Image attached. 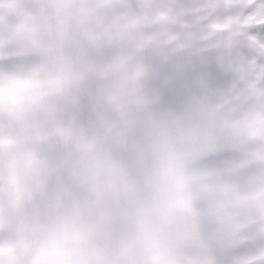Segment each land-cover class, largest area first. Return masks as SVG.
<instances>
[{
	"label": "snow or ice",
	"instance_id": "1",
	"mask_svg": "<svg viewBox=\"0 0 264 264\" xmlns=\"http://www.w3.org/2000/svg\"><path fill=\"white\" fill-rule=\"evenodd\" d=\"M17 12L37 8L44 0L19 3L8 0ZM115 7L135 16L113 51L123 58V87L131 122L137 124L151 111L195 87L198 95L187 106L195 107L214 127L215 135L205 151L214 150L220 138L240 153L224 169H212L219 183L243 187L253 166L242 159L255 156L254 167L264 168V0H114ZM146 6V7H145ZM143 13V14H142ZM9 21L0 16V31ZM30 58L0 47V59ZM29 64V63H28ZM22 65L14 66L15 72ZM89 121L91 117H89ZM120 127L128 129L127 123ZM259 199L264 202V192ZM257 216L249 232L264 226ZM240 264H264V232L243 243ZM16 248L0 240V264H19ZM156 264H189L179 258L158 259Z\"/></svg>",
	"mask_w": 264,
	"mask_h": 264
},
{
	"label": "clouds",
	"instance_id": "2",
	"mask_svg": "<svg viewBox=\"0 0 264 264\" xmlns=\"http://www.w3.org/2000/svg\"><path fill=\"white\" fill-rule=\"evenodd\" d=\"M214 135L208 120L187 106L144 114L123 156L88 145L77 160L78 194L46 220L40 248L25 259L30 264H156L179 258L212 264L203 253L187 257L171 251L170 241L193 217L194 190L206 175L194 161ZM205 219L214 237L229 229L221 209L207 212Z\"/></svg>",
	"mask_w": 264,
	"mask_h": 264
},
{
	"label": "rangeland",
	"instance_id": "3",
	"mask_svg": "<svg viewBox=\"0 0 264 264\" xmlns=\"http://www.w3.org/2000/svg\"><path fill=\"white\" fill-rule=\"evenodd\" d=\"M18 2L30 3L31 0H18ZM0 16L9 21L3 31H0V47L5 50L11 48L16 52L35 57L31 63L28 57L0 59V70H11L14 66L22 65L15 72L0 71V87L10 85V88L15 90L13 94L0 97V123L23 120L34 112L39 116L53 117L56 121L70 122L71 126L68 124L70 130L79 132L81 128L85 129L86 135L73 136L51 150L48 155L43 156L45 159L42 158V160L46 161L45 168L43 170L41 168L39 172V182L38 178H35V189L40 198L63 190H72L78 194L77 160L85 148L93 145L109 152L114 158L123 156L128 137L136 124L128 127L127 130L119 129L118 124L112 120L113 115H109L107 121L110 123L104 129L87 127L86 119L70 108V102L56 98L55 83L58 84L56 81L58 66L63 65L65 73L69 70H76V68L79 71L81 67H86L93 74H103L108 66L104 57H99L98 50L110 43H118L127 36L129 28L138 27L135 23V16L119 11L115 7L114 0H44L37 8H24L19 12L16 7L9 4L8 0H0ZM48 33L50 36L47 35ZM75 46L79 48L74 51V59L77 62L62 63L57 58L56 53L66 51L68 53ZM90 46H92L91 49ZM89 55L94 56L95 59L87 57ZM117 65L124 67L123 63H117ZM31 87H36L37 91L30 90ZM176 104L174 102L173 107H176ZM71 121H73L72 124ZM37 126H26L16 132L14 134L17 139L15 144H12L14 141L11 136L0 132V139L4 138L8 141L7 144L2 143L4 148H2L3 145L0 146L1 167L6 170L11 168L18 170L20 167L18 164L21 162L19 160L21 157L19 139L23 137L25 130H31ZM230 149L227 139L220 138L214 150L202 153L200 157L203 160L201 164L196 162V168L205 172L208 169V160H204L206 157L212 158L211 160L218 159L220 162L218 157L228 155ZM254 160L255 156H250L248 164L255 170ZM251 180H254L253 177ZM14 184L16 185V182ZM222 184L226 185L228 182ZM211 186L210 180L207 182L203 180L196 186L193 207L200 205L202 211L205 212L219 209L220 202L199 200L201 196L207 194L206 190ZM246 187L250 191L254 188L253 184L252 188L250 184H246L243 188ZM1 206L0 213L3 221L14 228L18 236L22 237L21 241L29 245L26 248L19 245L15 247L18 253L16 259L19 264H30L25 257L40 248L44 225L49 218L50 210L47 207L40 209L14 187L10 189V192H5ZM245 211L242 210L241 213ZM224 213L226 217L233 214L232 209H227ZM252 220L256 221L257 218L253 217ZM238 221V218L237 220L231 218L229 225L238 224ZM263 230L264 226H259L255 233L249 235L243 234L242 230L237 236L241 240L239 243L225 238L230 246L229 258L226 260L230 262L226 264H240L244 256L236 250L253 236H258ZM198 231V228L190 226L186 235L188 237L197 235ZM242 237L245 238L242 239Z\"/></svg>",
	"mask_w": 264,
	"mask_h": 264
},
{
	"label": "bare ground",
	"instance_id": "4",
	"mask_svg": "<svg viewBox=\"0 0 264 264\" xmlns=\"http://www.w3.org/2000/svg\"><path fill=\"white\" fill-rule=\"evenodd\" d=\"M47 35L50 36V33ZM116 46L117 43H110L104 47L102 46L103 48L98 50L99 57H104L103 59L108 66L103 71V74H93L86 67H81L79 71L76 68V70H69V72L65 73L63 65L58 66V77L56 78L58 84L55 83V88L57 89L56 98L70 102V108L77 111L78 115L86 119L87 127L104 129L110 123V121H107L109 115H113L112 120L118 124L119 129L122 128L120 125L125 123H127L128 127L135 125L131 122L129 115L130 109L125 107L131 101L124 99L126 90L123 87V67L117 65V63H123L124 58L116 51H113V54L110 56L101 55L105 49L115 50ZM91 48L92 46H90ZM77 49H79L78 46H75L68 53L67 51L64 53H56L57 58L62 63L67 61L68 63H75L77 60L75 61L74 59V51ZM87 57L94 58L91 55ZM30 90L37 91V88L31 87ZM14 92L15 90L11 89L10 85L8 87L7 85L0 87V97L8 96ZM196 95H198V90L195 87H189L178 98L166 103L164 108L183 110ZM174 102L175 104L177 103L176 107H173ZM89 117H91L93 122L89 121ZM72 123L73 121H71ZM68 124L71 126L70 122L56 121L53 117L39 116V114H34V112L23 120L14 122L2 121L0 123L1 134L5 133V135L11 136V139L14 141L12 144H15L17 140L16 135H14L16 132H19L26 126L38 125L31 130H25L26 132L23 134V137L19 139L21 143L19 148L21 157L19 160L21 162L18 164L20 166L18 170L12 168L6 170L0 166V211L2 210L3 195L5 192H10V189L13 187L31 203L39 206L40 209L47 207L50 210L49 217L59 207L77 195L72 190H63L62 192L52 193L40 198L35 189V178H37V174L41 171V168L42 170L45 168L46 164V161L42 160L43 156L48 155L51 150L57 148L71 137H80L87 134L83 128L79 132L70 130ZM0 142V146L3 145L2 148L5 147L2 143H8L4 138L0 139ZM250 156L242 159L241 164L250 166L248 164V158ZM239 157L240 153L231 148L228 151V155L218 157L220 162L218 159L211 160L212 158L208 157L204 159L208 160V169L205 172L201 170L206 173L204 177L205 182L210 180L212 186L206 190V195L199 198V200L220 202L221 205L218 207L223 212L227 209H232V216L227 217L228 223H230L231 218L236 220L238 218V224L233 223L229 225L228 233L225 231L219 237H214L210 233L206 223L205 214L207 212L202 211L201 206L193 207V217L188 221L186 227L171 239V251L187 257L193 254L203 253L212 261V264H226L230 262V260L226 262L229 258L230 246L227 244L228 241H225V238L232 240L234 243L236 241L238 243L241 242L239 237L237 238L238 234L243 230V234L249 235L250 226L256 223L252 219L253 217L257 218V216L251 215L250 213L254 211L259 214H264V202L259 199L260 193L264 192V183H262L264 182V169L256 168L253 170L247 182V185L250 184L251 188L252 184L254 186L251 191L247 187H239L229 182L223 185L215 178L212 169H224L231 161ZM202 160V157H198L194 161V167L197 165L196 162L201 164ZM252 177L254 179L253 181L251 180ZM14 182H16V185ZM257 183L258 185H256ZM242 210L246 211L241 213ZM190 226L199 229L197 235L190 237L186 235V231ZM244 238L242 237V239ZM20 239L22 237L18 236L14 228L3 221L0 213V240H3L6 244L10 243L15 247L18 245L22 248L29 246Z\"/></svg>",
	"mask_w": 264,
	"mask_h": 264
}]
</instances>
